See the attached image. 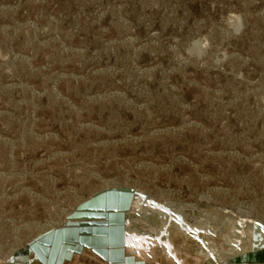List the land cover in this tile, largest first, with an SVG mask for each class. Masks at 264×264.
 <instances>
[{
    "label": "rangeland",
    "instance_id": "374dc122",
    "mask_svg": "<svg viewBox=\"0 0 264 264\" xmlns=\"http://www.w3.org/2000/svg\"><path fill=\"white\" fill-rule=\"evenodd\" d=\"M111 187L145 264L264 250V0H0V264Z\"/></svg>",
    "mask_w": 264,
    "mask_h": 264
},
{
    "label": "water",
    "instance_id": "95a60500",
    "mask_svg": "<svg viewBox=\"0 0 264 264\" xmlns=\"http://www.w3.org/2000/svg\"><path fill=\"white\" fill-rule=\"evenodd\" d=\"M135 197L139 205L132 208ZM145 202L146 195L131 187L99 191L78 204L59 227L37 235L28 245L30 253L40 264L69 263L84 249L92 250L108 264H145L130 255L127 247L139 248L143 239L128 231L127 215L140 211ZM86 257L102 264L89 254Z\"/></svg>",
    "mask_w": 264,
    "mask_h": 264
},
{
    "label": "crops",
    "instance_id": "0c3cea01",
    "mask_svg": "<svg viewBox=\"0 0 264 264\" xmlns=\"http://www.w3.org/2000/svg\"><path fill=\"white\" fill-rule=\"evenodd\" d=\"M85 253H82V255ZM78 254H75L74 256H77ZM81 255V254H80ZM98 258H100L98 255H96ZM101 261H103L102 258H100ZM14 264H40L37 261H33L32 255L30 253V256L24 255V256H17L16 260L13 262ZM90 262H87L85 258L82 256H79L70 263L65 264H87ZM228 264H264V250H259L256 252H251L250 254H246L242 256L240 259L235 260L234 262L228 263Z\"/></svg>",
    "mask_w": 264,
    "mask_h": 264
},
{
    "label": "bare ground",
    "instance_id": "6f19581e",
    "mask_svg": "<svg viewBox=\"0 0 264 264\" xmlns=\"http://www.w3.org/2000/svg\"><path fill=\"white\" fill-rule=\"evenodd\" d=\"M128 244H129V240H128ZM127 247H128V249L130 250V246H128L127 245ZM85 251H91L93 254H95V255H97L96 253H94L92 250H90V249H84ZM31 255H32V258H33V261H37L38 262V260L36 259V257L32 254V252H31ZM100 257V256H99ZM101 258V257H100ZM103 261L104 262H106L104 259H103ZM68 263V262H67ZM107 264H108V262H106Z\"/></svg>",
    "mask_w": 264,
    "mask_h": 264
}]
</instances>
